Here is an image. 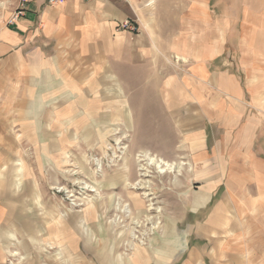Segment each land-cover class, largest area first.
<instances>
[{
  "label": "crops",
  "instance_id": "1",
  "mask_svg": "<svg viewBox=\"0 0 264 264\" xmlns=\"http://www.w3.org/2000/svg\"><path fill=\"white\" fill-rule=\"evenodd\" d=\"M148 5L144 0H64L55 5L29 0L23 13L9 23L12 6L0 25L1 264H7L3 261L14 248L35 255L23 264H57L56 258L60 264L72 259L79 264H145L168 260L173 255L168 244L180 247L179 234L168 230L171 241L157 236L152 247L112 259V248L103 238L93 242L87 235V220L69 216L46 224L38 212L34 215L26 208L39 207L38 201L33 203L39 197L47 212L63 207L49 198L45 181L60 180L61 165L72 148L88 145L76 140L81 139L78 133L86 137L92 132L99 139L96 144L101 143L103 131L119 129H106L105 123L118 125L119 118L121 130H131L128 114H135L133 99L141 91L154 95L149 105L175 126L172 131L223 132L221 144L213 147L214 162L222 168L215 166L217 173L207 174L200 194L188 195L185 201L200 206L206 190L215 195L223 180L219 202L194 227L207 239L197 253L209 264H249L257 257L249 258V253L264 252V239L256 235L264 228V44H257L256 29L250 30V43L245 45L244 33H230L225 26L217 29L222 33L209 31L207 39H201L197 12L190 14L191 29L168 30L157 17L151 19ZM246 5L248 16L254 15V8ZM124 20L138 30L121 26ZM89 98L95 101L89 104ZM121 100L127 101L130 112L121 108ZM114 173L112 185L124 190L128 170ZM214 177L218 181L213 184ZM176 187L180 189L177 181ZM104 206L83 210L93 227L103 228L102 234L109 226L105 227L103 212L99 216L94 212L112 208ZM229 212L235 214L231 219ZM40 227L48 240L57 239L58 251L41 249L35 240L23 241L24 246L17 243L19 230L23 237L24 230L35 235ZM211 229L215 235L230 229L238 232L234 253H229L228 239L211 236ZM196 257L190 251L184 264H193Z\"/></svg>",
  "mask_w": 264,
  "mask_h": 264
},
{
  "label": "rangeland",
  "instance_id": "2",
  "mask_svg": "<svg viewBox=\"0 0 264 264\" xmlns=\"http://www.w3.org/2000/svg\"><path fill=\"white\" fill-rule=\"evenodd\" d=\"M144 2L149 3L151 19L157 17L161 26L168 30L175 28L191 29L190 14L197 12L199 17L194 18L198 19L201 39H207L210 34L209 31L216 30L217 32H213V35L222 33L217 29L225 26L230 33L233 31L244 33L245 45L250 43L247 40L250 30L256 29L257 44H264L262 41L264 39V15L262 14L264 0H199L198 6H192L190 0H144ZM246 2L254 8V15L248 16ZM11 8L12 0H0V25L9 17ZM176 60H178L177 57H175V63ZM180 62L185 63L184 60ZM151 95L154 96L152 93L144 91L137 93L136 98L133 99L134 107H132L135 114H131L128 110L127 101L121 100V108L125 109L126 113L127 111L130 112L128 118L131 123L129 122V125L127 123V126H130L131 130H121L122 121L119 118L120 125H112L111 120L105 123L106 129L117 127L119 129L103 131L101 134L104 140L98 144L96 143L99 139L91 135L92 132H89L86 137H84V133H78L81 139L78 137L76 139L77 133H73L74 139L80 140L82 145L85 144L83 142L85 140L88 145L72 148L70 157L66 158L63 161L64 164L61 165L63 170H60L61 173L59 172L60 180L45 181V188L49 190V198H52L57 204L58 202L63 203V207L57 206L61 207L59 211L47 212L44 200L42 201L40 197L35 198L36 200L33 202L37 204L38 201L39 207L26 208L34 215L39 213V217L45 219L46 224L50 222L48 220L68 219L69 216L72 217V220H87L85 227L87 235L93 242L103 238L105 245L109 249L112 248V259L122 255V253H126L123 256H131V253L139 247H152L155 237L164 236L163 231L166 228L169 231L175 230L179 234L181 238L180 247L175 248L168 244L166 246L172 248L169 251L173 252L170 253L173 255L168 260L163 262L150 260L145 264H184L189 252L193 250L197 254L193 264H209V259L204 254L197 253L201 247L206 246L207 239L204 234L199 236L194 227L198 223H203L206 216L214 209V205L219 202L220 194L225 186L223 180L219 181L221 182L220 188L215 195H209V191L206 190L204 199L199 202L201 207L188 205L185 201L188 195L200 194L201 188L206 186L208 182L207 174L212 172L214 176L217 173V170L214 171L215 166H217L216 168L219 167V170L222 168L221 165L214 162L213 147L215 144H221L223 132L172 131L173 125L170 126L160 116L159 108L150 107ZM87 100L89 104L95 101L91 98ZM90 118L95 120L96 116ZM116 122L117 120L112 123ZM145 152L149 157L172 164L175 168L170 171L161 167L163 170L159 172L160 167L158 168L155 162L149 161L148 157L143 156ZM142 158L145 159L139 160ZM146 161H148L149 167L147 168V175L143 176L141 173H144V170H139V168ZM124 169L130 170L131 173L135 172V176L130 175L129 178L131 179L126 178L124 190H120L119 187L116 188L115 185H112L117 178L114 172H123ZM140 179L147 182L144 188L136 185ZM17 180L18 184L23 182L20 177ZM176 181L179 190L176 187ZM210 181L214 184L218 180L214 177ZM228 198L231 197L228 196ZM134 201L139 206L141 205V210H138L137 207L139 206L135 205ZM149 204L153 208L148 211ZM104 205H110L106 207L112 208L104 211L99 208V212H94L96 216L103 212V220L107 224L105 227L109 226V229L103 231L104 234H102L103 228L99 230L93 227L83 210L86 207H104L105 209ZM122 207H125L124 211ZM228 215L231 219L235 214L229 212ZM110 220H113L114 223L109 224L108 221ZM44 230L43 227H40L38 231H35V235H33V230L31 233L24 230L23 237L19 230L20 235L17 236L16 241L24 246L23 241L35 240L38 243L36 246L40 245L41 249L46 248V251L56 249L58 251L60 244H58L57 239L53 240V236L52 240L50 237L48 240L46 236H43ZM215 232L216 230L211 229L209 233L213 237L227 238L231 244L227 246L230 248L229 253H234L233 247L235 245L232 243L239 239L238 232L234 229L228 230V233L223 235L213 234ZM206 234L208 235V233ZM256 235L257 238L264 239V228H258ZM127 241L131 246L126 245ZM207 252L209 253V251ZM32 253V251H21L14 248L12 254L8 257L5 256L6 259L3 262L7 264L31 262L35 256ZM253 255L257 257L247 261L249 264H264V252L249 253L248 256L250 258ZM56 256L59 257V255ZM88 259L89 261L92 260L90 257ZM0 261L2 260L0 259ZM61 261L59 258L53 260L57 264H60ZM43 263L47 262L43 261ZM70 264H79V262L72 259Z\"/></svg>",
  "mask_w": 264,
  "mask_h": 264
},
{
  "label": "bare ground",
  "instance_id": "3",
  "mask_svg": "<svg viewBox=\"0 0 264 264\" xmlns=\"http://www.w3.org/2000/svg\"><path fill=\"white\" fill-rule=\"evenodd\" d=\"M143 156H144L145 158L148 157L149 161L155 162V163L157 164V167H158V168L160 167L159 172H161V171L163 170V169H161V167L166 168V169H168V170H170V171L173 170V169L175 168V166H173L172 164H169V163H167V162H164V161H162V160H160V159H156V158H151V157H149L148 154H147V152H145ZM145 158H142V159H139V160H144ZM161 164H162V165H161ZM148 167H149V163H148V161H146L144 165H143V164L141 165V167L139 168V170H142V171L144 170V173L142 172L141 175H143V176H144V175H147L146 172H148V169H147ZM157 167H156V168H157ZM128 173H129V176H130V175L133 176V177L135 176V172L131 174V171L129 172V170H128ZM146 183H147V182H146L145 180L140 179V180L136 183V185L144 188V187L146 186ZM130 186H131V185H130ZM133 187H134V186H133ZM61 190H62V189H61ZM134 202H135V205L139 206V204H138L136 201H134ZM149 206H150V207H147V210H148V211L151 210V209L153 208V207H151L150 204H149ZM140 207H141V205H140L139 207H137L138 210H141L142 207H141V208H140ZM122 210L124 211V210H125V207H122ZM163 233H164V234H163L164 237L167 238L168 241H171L172 239H174V237L172 236V234H168V230H167L166 228L164 229ZM133 236L135 237V234H133ZM161 237H163V236H161ZM128 242H129V241L126 242V245H127V246H131V245H129ZM141 243H144V242L141 241ZM106 259H107V258H106ZM103 263L106 264L104 261H103ZM112 263H114V262H112ZM112 263H111V264H112Z\"/></svg>",
  "mask_w": 264,
  "mask_h": 264
},
{
  "label": "built area",
  "instance_id": "4",
  "mask_svg": "<svg viewBox=\"0 0 264 264\" xmlns=\"http://www.w3.org/2000/svg\"><path fill=\"white\" fill-rule=\"evenodd\" d=\"M29 0H12V6H13V14L11 15V17L9 18V23L12 22L13 19H15L16 17H19L22 13L23 10L25 8L26 3ZM64 0H47L48 4L51 5H55V4H60L62 3ZM121 26H124L126 28H129L133 31H137L138 27L134 26L129 20H124L121 22Z\"/></svg>",
  "mask_w": 264,
  "mask_h": 264
}]
</instances>
